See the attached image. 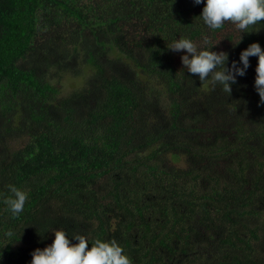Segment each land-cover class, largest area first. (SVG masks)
I'll return each mask as SVG.
<instances>
[{
  "label": "trees",
  "instance_id": "obj_1",
  "mask_svg": "<svg viewBox=\"0 0 264 264\" xmlns=\"http://www.w3.org/2000/svg\"><path fill=\"white\" fill-rule=\"evenodd\" d=\"M202 7L0 0V264H29L50 228L115 239L131 264H264L257 57L229 95L166 47L218 43L230 65L264 28L234 47ZM9 186L28 197L16 217Z\"/></svg>",
  "mask_w": 264,
  "mask_h": 264
},
{
  "label": "clouds",
  "instance_id": "obj_2",
  "mask_svg": "<svg viewBox=\"0 0 264 264\" xmlns=\"http://www.w3.org/2000/svg\"><path fill=\"white\" fill-rule=\"evenodd\" d=\"M194 3L203 4L196 17L208 29H222L226 23L234 26L239 33L235 42L231 40L234 47L241 42L244 33L264 28V0H194ZM217 44L198 49L191 39L177 38L166 43V47L181 53L182 68L196 75L200 82L210 81L213 86L219 85L229 95L237 77L246 74L250 66L249 57H257L254 88L259 95V103L264 104V48L261 44L256 41L249 43L240 51L238 61L232 60L230 65L226 51L213 50ZM8 191L10 195L3 199V203L16 217L24 210L27 193L15 186H9ZM46 232L52 233L51 243L35 248L29 264H131L129 256L115 239L90 241L80 233L69 236L63 228H50Z\"/></svg>",
  "mask_w": 264,
  "mask_h": 264
}]
</instances>
